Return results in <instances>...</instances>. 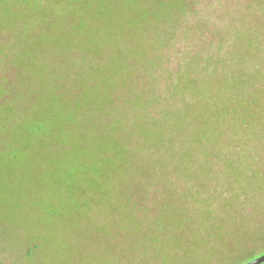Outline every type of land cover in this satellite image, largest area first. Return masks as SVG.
I'll return each instance as SVG.
<instances>
[{"label": "rangeland", "instance_id": "374dc122", "mask_svg": "<svg viewBox=\"0 0 264 264\" xmlns=\"http://www.w3.org/2000/svg\"><path fill=\"white\" fill-rule=\"evenodd\" d=\"M183 2L141 31L143 0H0V264H246L264 255V118L249 116H264V91L261 105L226 94L232 113L210 122L218 133L201 146L188 143L190 125H171L186 109L201 116L242 69L264 70V0ZM131 50L110 117L75 98L102 89L97 75L122 76ZM206 81L215 91L195 100ZM142 130L175 136L153 150ZM99 138L111 143L102 159Z\"/></svg>", "mask_w": 264, "mask_h": 264}, {"label": "trees", "instance_id": "16d2710c", "mask_svg": "<svg viewBox=\"0 0 264 264\" xmlns=\"http://www.w3.org/2000/svg\"><path fill=\"white\" fill-rule=\"evenodd\" d=\"M149 2V3H147ZM143 5L144 7L141 10V21L143 23L142 29H146V28H150L151 26H157L159 25V23H165L166 20L168 18H173V16L176 13H181L183 12V10H185V5L183 0H143ZM153 3V4H151ZM136 50H131L130 52L127 51L125 53V57L126 58V62L124 65V72L122 74V76H119L118 73L114 72L107 75L106 77L103 75H97L94 77V80H96L97 82H101L102 84V89H96L93 90L92 92H86L83 93L81 92V94H77V97L75 96L76 99H84L86 100H91L92 103H94L95 107V112L97 113H101L103 110H105V115H107L108 117L111 116L112 113V107H113V100L111 99V91L117 89L121 90V86L120 84H123L124 78L126 75H124L125 72H129L130 70V66H129V57H133L136 55ZM239 62H241V65L244 64L245 66V62H244V57H240ZM238 76H236V78L234 79H226L223 82H221V88L220 90L217 92L218 94H215L212 98V101H210V103L205 104V107H203L204 109L201 111V116H198V112L193 114V110L195 109L194 106L191 108L193 110H189L187 111V109L184 111L185 114H183L182 112H179V117L176 118L171 125L173 126V124L178 128L181 127V129H183L185 126L190 125V127H187L189 129L188 131V143H191V145L193 146H201L202 143L205 142H209L210 140V135L212 136L213 134H217L218 133V129L217 127L213 128L212 125L210 124V122H215L220 118H223L224 116H229L232 112L229 111V108L227 106L228 102H232L236 99H234L233 97H229L230 95H232L233 93H243V95H245L247 97L248 102H255L256 105H261L260 102V94L262 93V91H264V70L260 69L257 71H251V70H247V69H242L240 72H238ZM188 75V74H186ZM120 80H122L120 82ZM181 81H186V82H190L189 79L185 80V79H180ZM207 82V81H206ZM187 87L190 88V86L188 84H186ZM191 88H194V86H191ZM177 89L175 88L174 93H171V98H177V95H174L175 93H177ZM194 91L193 95L195 100L198 98H202L203 100H208V96L210 95L211 92L215 91L213 90V88H211L210 83H205L204 86H202L201 88H195L192 89ZM260 93V94H259ZM228 94L229 96L227 97ZM175 96V97H174ZM220 97V98H219ZM126 106H139L140 102L137 100L134 101H128L127 98H125V100H123ZM197 105V104H196ZM87 106V104H86ZM262 107V106H261ZM79 108H82L81 106H78L77 110H79ZM248 110V109H247ZM249 112V110H248ZM200 113V111H199ZM65 114V113H64ZM253 117L249 114L250 118L253 119L254 121L257 120V118L259 119H263L264 116L261 114V112L259 113H255L252 112ZM125 115V114H123ZM126 116V115H125ZM123 117V116H122ZM75 117L74 116H69L65 122L66 124L68 123H73V121L75 122ZM250 119V120H251ZM126 120V118L124 120H121L122 123H124V121ZM200 120L201 122H203L204 124V128L202 129V127H194L192 126V122L195 123V121ZM199 122V121H198ZM166 123V121H165ZM74 124V123H73ZM37 124H34L33 127L31 128V131L34 130V127ZM72 125V124H71ZM170 125V126H171ZM164 125L161 127L163 128ZM175 128V127H174ZM33 129V130H32ZM102 129L105 131L107 130L106 127H102ZM101 129V131H103ZM124 129V128H122ZM137 130H140L139 128H136ZM146 128L144 127L143 130H145ZM128 130V129H127ZM143 130L140 131V134L142 135L143 138L145 139H151L150 144L148 145L149 147H151L153 150H157L159 149V151L163 148H167V146L170 145V143L172 142V139L174 138V134L172 135L171 133L168 135H164V136H160L159 134H157L156 136H151L152 138H148L146 136H150V135H143ZM147 130V129H146ZM215 130L217 131V133L215 132ZM65 131V130H64ZM103 131V132H104ZM61 132H59L60 134ZM57 134V135H59ZM65 132H63V134L61 135V137L59 138L60 142L58 144V148L60 149H70L69 145L72 141V138L69 135H64ZM55 135V136H57ZM212 139V138H211ZM56 140H52V142H55ZM100 143V145L98 146V144ZM96 144V151L95 153L98 154L99 159L104 158L106 155H109L110 151H111V146H110V142H108V140H102L99 138V141H95ZM48 147L52 148L55 147L56 144H47ZM91 151H94L92 148L89 149ZM103 161V160H100ZM230 167V166H229ZM237 177V176H236ZM238 178V177H237ZM246 184V182L244 183ZM222 242V240H221Z\"/></svg>", "mask_w": 264, "mask_h": 264}, {"label": "water", "instance_id": "95a60500", "mask_svg": "<svg viewBox=\"0 0 264 264\" xmlns=\"http://www.w3.org/2000/svg\"><path fill=\"white\" fill-rule=\"evenodd\" d=\"M246 264H264V255H261L258 258H255Z\"/></svg>", "mask_w": 264, "mask_h": 264}]
</instances>
